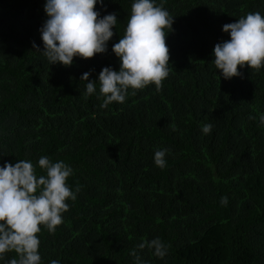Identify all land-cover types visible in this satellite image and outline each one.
<instances>
[{
	"label": "trees",
	"instance_id": "trees-1",
	"mask_svg": "<svg viewBox=\"0 0 264 264\" xmlns=\"http://www.w3.org/2000/svg\"><path fill=\"white\" fill-rule=\"evenodd\" d=\"M133 2H98L101 18L117 16L107 51L63 66L42 52L45 0H0V167L30 160L46 175L38 159L47 156L80 186L55 232L41 226V264H137L133 250L144 264H264V67L226 80L213 57L229 39L222 25L264 16V0H156L174 16L169 76L160 92L129 89L123 104L102 108L99 82L85 96L80 77L119 70L112 45ZM159 149L170 150L163 169ZM157 237L170 246L163 259L138 248Z\"/></svg>",
	"mask_w": 264,
	"mask_h": 264
},
{
	"label": "clouds",
	"instance_id": "clouds-1",
	"mask_svg": "<svg viewBox=\"0 0 264 264\" xmlns=\"http://www.w3.org/2000/svg\"><path fill=\"white\" fill-rule=\"evenodd\" d=\"M98 2L103 5L104 0H45L47 19L39 31L42 52L49 64L71 66L74 57L91 59L107 51L117 16L109 13L101 18L96 10ZM173 23L174 16L163 7V2L158 5L156 0H134L124 35L112 45L120 60L119 70L103 67L97 80H89L90 72H84L80 79L87 81L85 96L96 92L97 81L104 97L102 108L112 102L123 104L129 89L135 95L136 91L154 84L160 92L170 73L166 37L173 31ZM222 31L228 33L229 39L214 45L213 57L224 79L243 78L240 69L244 67L254 71L264 67V16L249 12L235 22L222 25ZM32 47L40 50L35 42ZM259 121L264 125V115ZM211 130V124L202 127L204 134H210ZM169 151H155L156 166L161 169L167 166L165 157ZM38 165L46 175L37 176L30 160L5 162L0 167V260L9 252H15L18 257L8 264H41L38 237L41 226L54 233L63 223V213L69 210L67 201H75L80 191L79 185L75 191L68 186L73 169L63 161L52 162L41 156ZM220 203L226 206L228 198L221 197ZM145 247L154 249L153 254L163 259L170 246L157 237L138 245L140 249ZM130 254L137 264H144L135 250ZM50 264L60 262L52 260Z\"/></svg>",
	"mask_w": 264,
	"mask_h": 264
}]
</instances>
